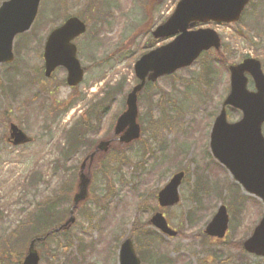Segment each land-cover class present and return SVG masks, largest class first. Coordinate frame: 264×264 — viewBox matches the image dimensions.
<instances>
[{
  "label": "rangeland",
  "instance_id": "1",
  "mask_svg": "<svg viewBox=\"0 0 264 264\" xmlns=\"http://www.w3.org/2000/svg\"><path fill=\"white\" fill-rule=\"evenodd\" d=\"M178 1L42 0L34 28L17 37L16 43L27 46L14 63L0 65V113L15 118L22 111L16 94L33 102L44 100L46 110L27 123L36 144L24 147L23 153L27 156L36 149L34 158L19 159L14 148L0 143L1 264H18L35 233L27 219L37 215L41 204L50 203L59 219L68 217L83 159L100 139L112 136L116 118L125 110L126 95L136 82L135 61L158 45L152 31L173 13ZM70 15L84 18L89 25L88 32L76 40L86 68L83 85L76 91L63 83L62 68L51 82L34 74L43 62L33 31L41 26L43 40ZM202 26L220 34L222 49L158 80L141 95V139L110 151L91 166L88 199L77 209V220L67 233L41 245V264H119L120 246H116L119 238L128 236L137 240L142 264H264V257L243 249L244 239L264 213L263 203L206 153L213 116L226 95L229 74L224 60L235 63L253 55L264 65V0H253L238 23ZM20 83L24 88H19ZM41 89L52 90L47 94ZM10 91L15 99L8 96ZM231 117L234 120L238 114L232 112ZM74 128L85 134L90 131L84 144L93 147L80 150L77 144L80 153L62 162L63 141L67 138L73 144ZM3 132L1 127L0 136ZM49 151L53 157H48ZM180 170L186 171L180 202L160 208L159 190ZM222 203L228 206L230 226L225 240H217L204 230ZM157 210L179 231L177 237L166 236L148 223ZM149 231L153 236L148 237Z\"/></svg>",
  "mask_w": 264,
  "mask_h": 264
},
{
  "label": "water",
  "instance_id": "2",
  "mask_svg": "<svg viewBox=\"0 0 264 264\" xmlns=\"http://www.w3.org/2000/svg\"><path fill=\"white\" fill-rule=\"evenodd\" d=\"M41 0H7L0 6V63L14 59L13 41L18 33L30 29ZM249 0H180L174 13L153 35L157 39L174 37L172 41L142 55L135 64V74L140 83L134 86L127 96V109L118 118L116 133H122V142H130L140 136L138 117V93L147 80L156 81L159 77L170 75L180 68L191 66L203 51L220 49L221 38L212 28L193 29L200 23L207 24L237 22ZM86 31V24L76 16L70 17L57 27L49 36L46 50V75L58 66L68 69V83L78 84L83 78V68L77 58L76 45L72 42ZM232 90L224 105L240 108L244 116L236 123L227 121L226 110H222L215 123L212 146L215 155L230 169L244 188L264 201V73L259 60L249 58L240 64L231 65ZM255 78L258 92L246 88L245 72ZM15 143L26 142L27 136L17 126H12ZM109 141H102L99 149L106 151ZM94 154L91 155L93 157ZM86 162L82 165L80 190L75 195V206L88 196L90 179L84 173ZM184 173L176 174L169 184L159 193L161 206L174 205L179 201L178 187ZM74 208L71 213L73 214ZM75 221L73 216L65 226ZM229 216L222 205L206 228V233L220 238L225 236ZM151 223L164 233L176 235L168 226L162 213H156ZM245 249L264 256V216L252 236L245 241ZM40 253L35 240L29 246L28 254L22 264H39ZM120 264H140L131 239H127L120 251Z\"/></svg>",
  "mask_w": 264,
  "mask_h": 264
},
{
  "label": "flooded vegetation",
  "instance_id": "3",
  "mask_svg": "<svg viewBox=\"0 0 264 264\" xmlns=\"http://www.w3.org/2000/svg\"><path fill=\"white\" fill-rule=\"evenodd\" d=\"M36 22V21H35ZM35 22H34V26H35ZM34 26H33V28H34ZM32 28V29H33ZM36 28V27H35ZM31 29V30H32ZM40 29H41V26L39 27V28H37V29H35L33 32H34V35L37 33V35H36V37H37V39H38V41L39 42H37V44H38V48L40 47L41 49H42V67L41 68H39V69H37L35 72H34V74L36 75V79H38L37 77H38V75L40 74V76L42 77V80L44 81V82H46V81H52L53 80V78H54V75H55V73H57V69H59V68H62V69H64V71L66 72V77H65V79H64V82L63 83H66V85L70 88V89H72V90H74V91H76L77 89H79L82 85H83V81L80 83V84H78V85H76V86H69L68 85V83H67V69L66 68H64V67H59V68H57L53 73H52V75L50 76V77H47L46 76V73H45V59H44V50H45V45H46V41H47V37H48V35H47V37L46 38H44L43 40H41L40 39V34H39V31H40ZM30 30V31H31ZM53 30V28L50 30V31H52ZM29 31V32H30ZM32 32V33H33ZM25 34H29L28 32L27 33H25ZM26 46H27V44L26 45H21V44H18V43H16L15 42V46H14V52H15V60H14V62L16 61V58H17V54H19V53H21V49L23 48V49H25L26 48ZM211 51H209V52H206V53H204V54H202V57H204V56H207V55H210L211 53H210ZM249 58H253V55L251 56V55H245L243 58H241L238 62H235V63H230V62H228L226 59L224 60L225 61V67H226V70L228 71V74H229V79H228V81H227V87H226V95H225V98H224V100H223V102H222V104H221V107H220V110H219V112H218V114L219 113H221L222 112V109H223V107H224V101H225V99H226V97L230 94V92H231V72H230V65L231 64H237V63H241V62H243V61H245L246 59H249ZM257 58V57H256ZM13 62V63H14ZM260 62H261V66H262V70H263V72H264V65H263V62L260 60ZM2 65H6V64H2ZM84 67V66H83ZM84 70H85V74H86V68L84 67ZM245 76H246V80H247V84H246V88H247V90L249 91V92H252V93H256V92H258V87H257V84H256V81H255V78L253 77V75L250 73V72H248V71H246L245 72ZM149 85V84H148ZM148 85L146 86V87H148ZM151 85V84H150ZM154 84H152V86H153ZM149 87H151V86H149ZM19 88H24L23 87V85L20 83V86H19ZM19 88H17V89H19ZM52 89H50V91H51ZM41 91L44 93V92H46L47 94L50 92L48 89H47V91L45 90V89H41ZM14 92H11L10 91V93L8 94V96L10 97V98H12V99H15L14 98ZM4 96L6 97V94H4ZM141 99V98H140ZM139 99V100H140ZM16 100L18 101V104L21 106V108H22V111L20 110V112H18L17 114H15V118H12V117H9L7 114H1L0 113V129H1V127H3L4 128V132L3 133H1V136H0V143L1 144H6V146H7V148H14L15 150H16V153L18 154L17 155V157L20 159H30V158H32L33 156H34V154L37 152L36 151V149H34L29 155H27V156H24V155H26V153H23V149H24V147H25V149H29L30 147H32V145L36 142L35 141V138L33 137V136H31L28 132H27V123L29 124V121L31 120V122L38 116V114H36L37 112H44V110H46V102H44V100H41L40 102H39V100H36V101H30V100H27V99H23L21 96H20V94L19 95H17L16 94ZM39 102V103H38ZM33 104V105H32ZM31 105V106H30ZM32 107V108H31ZM23 111H24V113H23ZM31 111V112H30ZM28 112H30L29 114H28ZM226 112H227V119H228V121L229 122H231V121H237V120H239V119H241L242 117H243V111L242 110H240V109H237V108H234V107H232V106H227L226 107ZM232 112H236L237 114H238V117L236 118V119H234V120H232V117H231V114H232ZM218 114H216V115H214L213 117H214V119H213V122H212V126H211V131H210V134H209V139H207V146H208V149H207V151H206V153H207V155H208V157H209V159H211L213 162H215V163H217L221 168H223V169H225L226 171H228L223 165H221V163L219 162V160L216 158V156H215V154H214V151H213V149H212V136H213V128H214V124H215V121L217 120V117H218ZM33 123V122H32ZM30 124V126H33V124ZM13 124H15L17 127H19L20 129H22L26 134H27V136L30 138V140L29 141H27V142H21V143H19V144H14V141H15V137H13V131H12V125ZM29 126V125H28ZM29 126V127H30ZM98 131H99V129H98ZM113 134H112V136L110 137V139H115V141H116V143H118L119 141L117 140L118 139V137H119V135H116L115 133H114V131L112 132ZM263 134H264V125H263ZM51 138H50V140H52V138H53V135L52 136H50ZM139 141V140H138ZM135 142H137V141H135ZM134 141L133 142H131L130 144H129V146L130 145H132L133 143H135ZM36 144V143H35ZM60 144V143H59ZM48 145V144H47ZM61 145V144H60ZM63 146L61 147V150L60 151H63V152H66V153H70V151H71V146H70V143H69V140L67 139V144H66V139H65V142L63 141V144H62ZM54 147H55V144H52V150H54ZM117 147V146H116ZM33 148V147H32ZM31 148V149H32ZM83 149H85V148H83ZM78 151V150H77ZM50 152L51 151H49V153H48V157H53V155H51L50 154ZM79 153H80V151H78ZM74 153H77L76 151L75 152H71L70 154H66V155H64L63 157H62V159L64 158V160H65V158L67 159V158H71V155L72 154H74ZM37 156V155H36ZM35 156V157H36ZM34 158V157H33ZM101 158V157H100ZM98 160H99V157H98ZM157 199H158V195H157ZM158 203H159V201H158ZM131 239H133L132 237H131ZM133 241H134V239H133ZM134 243H135V241H134ZM135 245H136V243H135ZM137 252H138V248H137Z\"/></svg>",
  "mask_w": 264,
  "mask_h": 264
},
{
  "label": "trees",
  "instance_id": "4",
  "mask_svg": "<svg viewBox=\"0 0 264 264\" xmlns=\"http://www.w3.org/2000/svg\"><path fill=\"white\" fill-rule=\"evenodd\" d=\"M84 132L81 130H79L78 132L77 131L73 132L72 140L76 138L77 141H79L81 139L80 137L82 136V133ZM36 216H37L36 218L37 224L33 227V230H35V234L33 235V237L46 236V234L52 229H54V227H56L58 223L61 221V219H59L60 214L57 212V210H53V208L51 207V204L48 202H46L45 204H41L39 206ZM28 219H29L28 225L31 226L32 219L31 217H29ZM55 235H56L55 233H52L47 238L49 239L50 237L55 236ZM152 235H153L152 232L148 233V236H152ZM7 252H9V250ZM1 262L2 260L0 259V264Z\"/></svg>",
  "mask_w": 264,
  "mask_h": 264
}]
</instances>
